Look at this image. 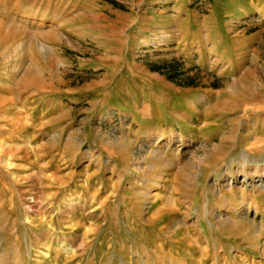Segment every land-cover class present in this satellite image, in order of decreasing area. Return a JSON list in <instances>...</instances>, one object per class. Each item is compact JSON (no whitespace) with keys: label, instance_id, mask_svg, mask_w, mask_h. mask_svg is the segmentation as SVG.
I'll return each mask as SVG.
<instances>
[{"label":"rangeland","instance_id":"obj_1","mask_svg":"<svg viewBox=\"0 0 264 264\" xmlns=\"http://www.w3.org/2000/svg\"><path fill=\"white\" fill-rule=\"evenodd\" d=\"M155 248L264 264V0H0V264Z\"/></svg>","mask_w":264,"mask_h":264},{"label":"bare ground","instance_id":"obj_2","mask_svg":"<svg viewBox=\"0 0 264 264\" xmlns=\"http://www.w3.org/2000/svg\"><path fill=\"white\" fill-rule=\"evenodd\" d=\"M152 159V158H151ZM158 159V157H157ZM242 162H238V164L243 168L245 167V165L248 163L247 162V156L243 157V160H241ZM127 163V160L124 162ZM255 164H257L256 162H254ZM253 165V162L251 163ZM155 166V164L153 165V167ZM208 167L207 164L205 162H202V165L200 166V168H206ZM229 173H232V167L229 166L228 167ZM171 210L165 207L162 208H158L156 209L151 215L148 216L147 219H145V221L143 222V226L142 228H148V227H152L155 224H157V222H159V220L161 218H163L166 214H170ZM185 248L187 249L188 246L185 245ZM162 254V255H160ZM150 258L152 259V263L153 264H176L173 260L172 257H168V255L166 253H158L157 252V248L154 249V252H145L144 251V264H150ZM186 258L182 261L181 264H186Z\"/></svg>","mask_w":264,"mask_h":264}]
</instances>
